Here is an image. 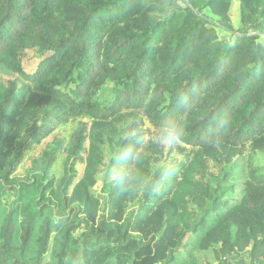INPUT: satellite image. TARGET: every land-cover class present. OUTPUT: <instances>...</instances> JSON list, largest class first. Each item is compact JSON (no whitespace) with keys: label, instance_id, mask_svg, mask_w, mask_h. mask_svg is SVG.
<instances>
[{"label":"trees","instance_id":"trees-1","mask_svg":"<svg viewBox=\"0 0 264 264\" xmlns=\"http://www.w3.org/2000/svg\"><path fill=\"white\" fill-rule=\"evenodd\" d=\"M232 1L0 0V264H264V0L240 34Z\"/></svg>","mask_w":264,"mask_h":264},{"label":"rangeland","instance_id":"rangeland-1","mask_svg":"<svg viewBox=\"0 0 264 264\" xmlns=\"http://www.w3.org/2000/svg\"><path fill=\"white\" fill-rule=\"evenodd\" d=\"M242 14H243L242 3L239 0H233L232 1V8H231V11L229 14V22H228L229 26H230V28L228 27L229 29L236 31V32H237V30L241 29V27H242V16H243ZM218 30H219L221 35L228 36V33L226 31L227 29L219 28ZM41 60L42 59L40 57H38L34 51H27L23 57L24 67L27 70V72H30V73L34 72L38 68ZM147 126H150V128H151V133L149 134V137H152V133L156 131V128L151 126L150 124H147ZM71 130H72V127L68 125L66 129H62L61 131H63V132L65 131V132L69 133V132H71ZM42 148H43V145H42ZM42 148H38V149L36 148L33 152H31L29 154L28 158H32V157L36 156L37 153L40 152V150ZM258 161H259L258 163H260V165L264 166V154L259 155ZM61 166L62 165H61V159H60L59 163L56 166L57 172L61 171ZM25 171H26L25 168L22 167L19 170L18 174L22 175V174H24ZM101 187H102V185L100 184V186L97 189L100 190ZM183 260H184L183 259V253L178 252V253L174 254L173 259H171L167 264H182Z\"/></svg>","mask_w":264,"mask_h":264},{"label":"water","instance_id":"water-1","mask_svg":"<svg viewBox=\"0 0 264 264\" xmlns=\"http://www.w3.org/2000/svg\"><path fill=\"white\" fill-rule=\"evenodd\" d=\"M230 32L234 33V34H240L239 32L233 31L231 29H228Z\"/></svg>","mask_w":264,"mask_h":264},{"label":"clouds","instance_id":"clouds-1","mask_svg":"<svg viewBox=\"0 0 264 264\" xmlns=\"http://www.w3.org/2000/svg\"><path fill=\"white\" fill-rule=\"evenodd\" d=\"M173 139H175V140L178 141L179 140V136L178 135L177 136H174Z\"/></svg>","mask_w":264,"mask_h":264}]
</instances>
